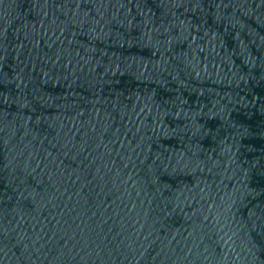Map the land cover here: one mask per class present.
Wrapping results in <instances>:
<instances>
[{
    "label": "water",
    "instance_id": "water-1",
    "mask_svg": "<svg viewBox=\"0 0 264 264\" xmlns=\"http://www.w3.org/2000/svg\"><path fill=\"white\" fill-rule=\"evenodd\" d=\"M0 264H264V0H0Z\"/></svg>",
    "mask_w": 264,
    "mask_h": 264
}]
</instances>
